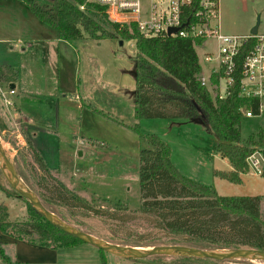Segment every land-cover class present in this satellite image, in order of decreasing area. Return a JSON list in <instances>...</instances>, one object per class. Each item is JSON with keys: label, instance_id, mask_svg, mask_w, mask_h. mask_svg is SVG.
Instances as JSON below:
<instances>
[{"label": "rangeland", "instance_id": "374dc122", "mask_svg": "<svg viewBox=\"0 0 264 264\" xmlns=\"http://www.w3.org/2000/svg\"><path fill=\"white\" fill-rule=\"evenodd\" d=\"M143 3L147 7L150 0ZM86 8L87 4L80 6L81 10ZM258 20L259 33L264 34V0H219V21L224 34L249 35ZM40 29L55 32L21 0H0V40L7 37L12 39V45L19 46L17 39L24 38L26 34V39H31L42 33ZM61 50L69 63L64 61L60 72V81L67 90L63 92L66 99L62 101L65 110L62 106L59 117L62 129L59 153L56 154L57 151L48 146L55 141L39 143L41 148L49 151V159L53 163L47 162L36 142L31 141V136L26 141L21 130L16 131L14 126L11 129L6 124L8 110L0 99V140L14 168L17 166L36 190L37 182L43 178L45 181L41 182L40 192L48 198H58L63 190L59 183H62L95 208L104 210L96 213L77 207L71 213L58 207L55 215L77 230L107 241L113 238L114 243L136 242L133 245H143L144 248L170 246L167 244L177 236L160 229L156 218L131 213L141 205L139 157L140 151L148 146L141 143L134 129L138 125L141 134L157 135L171 147L173 164L188 178L214 186L222 196L260 197L261 221L264 224V178L251 172L241 185L216 178L215 171L229 172L230 164L214 152L215 139L206 123L201 119H137L134 59L137 50L134 40L85 38L73 42L62 41ZM198 53L201 55L202 51L198 50ZM66 68L67 74H64ZM68 71L76 72L77 78L70 80ZM77 95L82 100L77 101ZM78 102L85 105L83 112L78 108ZM80 124L82 130L79 129ZM240 127L242 139L246 140L264 128V118L243 117ZM69 132L71 135L67 134ZM78 147L84 153L82 158L77 156ZM36 152L43 157L50 172L40 170L36 163ZM0 185L7 191L11 190L1 173ZM0 192L7 204L4 205L8 212L7 221H27L30 217L27 203L16 196H9L1 188ZM123 209L126 211L123 212ZM177 258L180 257L157 256L133 260L106 255L108 264H169L178 261ZM87 261L94 264V259ZM184 263L192 264L194 261ZM0 264H5L1 258ZM196 264L264 262L198 261Z\"/></svg>", "mask_w": 264, "mask_h": 264}, {"label": "trees", "instance_id": "16d2710c", "mask_svg": "<svg viewBox=\"0 0 264 264\" xmlns=\"http://www.w3.org/2000/svg\"><path fill=\"white\" fill-rule=\"evenodd\" d=\"M21 1L42 22L53 28L60 40H134L137 50L134 57L137 119H201L214 136V152L228 160L232 167L229 172L215 171L214 175L233 184H243L242 175L250 173L247 159L256 149H264V128H260L246 140L242 139L240 125L244 116L241 108L247 109L249 105L247 100L240 96L238 85L223 100L214 95L212 86L202 85L204 68L198 53L199 48L203 46L202 40L179 37L147 38L134 24L128 26L110 21L103 7L87 4V8L81 10L80 6L85 4L84 0ZM16 78L15 69L0 66V83L12 84ZM211 83H217L215 77L211 78ZM134 129L138 132L141 143L148 146L140 151L139 157L141 205L132 210V214L156 218L160 229L177 236L167 245L206 250L264 251L260 197L222 196L214 186L188 178L173 164L171 147L164 140L157 135L141 134L138 125ZM35 158L41 171H51L39 153L36 152ZM15 170L24 185L36 194L52 213H56L58 207L71 213L77 207L88 212H104L62 183H59L63 190L58 194V198H48L40 192L43 185L41 182L45 181L43 178L36 184L37 191L17 166ZM262 177L264 178V175ZM0 188L9 196L20 198L12 189L7 191L1 185ZM20 199L27 203L30 217L22 223H10L7 221V208L0 205V230L3 234L54 250L85 244L49 223L29 201ZM108 242L115 241L111 238ZM115 244L144 247L128 241H116ZM98 251L100 263L108 264L107 253ZM0 258L5 264H18L11 259L2 243ZM177 259L178 261L169 264H185L184 261H194L195 264L198 261L218 262L191 257Z\"/></svg>", "mask_w": 264, "mask_h": 264}, {"label": "built area", "instance_id": "2783aa9c", "mask_svg": "<svg viewBox=\"0 0 264 264\" xmlns=\"http://www.w3.org/2000/svg\"><path fill=\"white\" fill-rule=\"evenodd\" d=\"M84 1L103 7L114 23L136 25L147 38L202 40V85L212 86L220 100L238 85L240 96L249 105L247 109L241 108L243 116L264 118V34H224L219 21V0H150L147 7L144 0ZM212 77L217 83H211ZM15 94L9 85L5 90L0 87L2 103L8 111L14 106ZM247 163L250 173L264 175V151L251 154Z\"/></svg>", "mask_w": 264, "mask_h": 264}, {"label": "crops", "instance_id": "0c3cea01", "mask_svg": "<svg viewBox=\"0 0 264 264\" xmlns=\"http://www.w3.org/2000/svg\"><path fill=\"white\" fill-rule=\"evenodd\" d=\"M40 31L42 33L31 39H26L28 34L24 38L17 39L19 46L12 45V39H7V37L0 40V66H10L17 72L15 82L12 84L0 83V87L5 90L8 85L10 87L14 85L12 89L16 91V94L12 96L13 108L9 111L6 110L7 113L5 112L9 116L6 124L11 129L14 126L16 131L21 130L24 134L23 138L26 136V141L31 136V141L34 144L36 142L43 157L51 164L53 162L49 159V151L41 148L39 143L47 140L48 142L55 141L48 146L50 149L56 150V154L59 153L60 132L62 131L59 117L64 103L62 101L66 99L63 92L67 90L63 81H60V72L61 64L64 61L69 62L61 50V43L64 40L58 39L56 31L54 33L41 29ZM64 74H67V68ZM68 74L70 80L77 78L76 72L68 71ZM76 100L82 99L77 95ZM84 106L83 103L78 102V108L82 112ZM62 108L64 111V106ZM79 129L82 130L81 124ZM67 134L71 135L70 132ZM77 156L79 158L84 156L80 147H78ZM231 170L230 165L229 171ZM246 176L242 175L243 183L246 182ZM0 205H7L1 192ZM0 243L4 244L11 259L18 264H93V262L87 261L93 259L94 264L100 262L99 251L96 252L87 244L70 249L54 250L12 238L3 234L1 230Z\"/></svg>", "mask_w": 264, "mask_h": 264}, {"label": "water", "instance_id": "95a60500", "mask_svg": "<svg viewBox=\"0 0 264 264\" xmlns=\"http://www.w3.org/2000/svg\"><path fill=\"white\" fill-rule=\"evenodd\" d=\"M260 21L258 20L256 26L251 30L252 35L259 33ZM172 32V31H171ZM170 32V33H171ZM14 85H11L13 88ZM4 145L0 140V173L7 183V185L15 191L20 198L26 199L29 203L53 226L59 228L65 233L83 241L85 244L94 247L97 250H102L107 254L133 260H143L157 256H171V257H191L198 259H210L219 262L226 261H261L264 262V251L255 249H219L206 250L190 246L170 245L159 246L152 248L133 247L115 244L104 239L88 234L86 232L77 230L64 222L60 217L48 210L42 203L40 198L32 193L23 183L20 176L17 174L14 165V173L20 178L21 183L18 182L10 169L8 160L4 155Z\"/></svg>", "mask_w": 264, "mask_h": 264}, {"label": "bare ground", "instance_id": "6f19581e", "mask_svg": "<svg viewBox=\"0 0 264 264\" xmlns=\"http://www.w3.org/2000/svg\"><path fill=\"white\" fill-rule=\"evenodd\" d=\"M3 151H4V155H5L6 159H7L8 162H9L10 169H11V171H12V173H13V176L15 177V179H16L18 182L21 183L20 178L14 173L13 166H12V164H11V160H10L9 156L6 154V150L3 149Z\"/></svg>", "mask_w": 264, "mask_h": 264}]
</instances>
